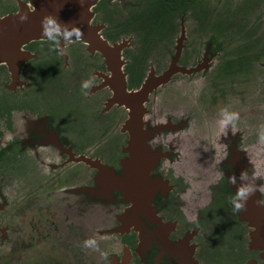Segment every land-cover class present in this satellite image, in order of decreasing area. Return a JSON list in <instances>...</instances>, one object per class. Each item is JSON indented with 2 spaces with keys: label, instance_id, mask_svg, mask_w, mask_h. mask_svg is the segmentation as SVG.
Instances as JSON below:
<instances>
[{
  "label": "flooded vegetation",
  "instance_id": "1",
  "mask_svg": "<svg viewBox=\"0 0 264 264\" xmlns=\"http://www.w3.org/2000/svg\"><path fill=\"white\" fill-rule=\"evenodd\" d=\"M11 1L0 17L27 4ZM162 2L90 9L100 37L123 42L124 90L146 82L132 109L109 104L104 60L81 40L63 55L24 44L12 88L0 64V264H264V0H239L240 24ZM223 107L240 114L227 133ZM243 171L256 192L235 213Z\"/></svg>",
  "mask_w": 264,
  "mask_h": 264
},
{
  "label": "water",
  "instance_id": "2",
  "mask_svg": "<svg viewBox=\"0 0 264 264\" xmlns=\"http://www.w3.org/2000/svg\"><path fill=\"white\" fill-rule=\"evenodd\" d=\"M97 0H27V4L19 3L18 10L11 14L0 17V64H4L9 73L8 87L12 88L19 84L18 72L20 65L30 55L21 47L27 42L43 39L41 19L51 14L58 18L59 22L68 27L76 26L83 32L81 42L87 51L98 53L104 60L109 76L104 78L112 91L110 103H116L132 109L130 101L133 95L143 96L148 91L146 82L137 92H126L123 87V76L120 70V50L123 42L108 44L97 32L98 27L90 26V9ZM30 7V8H29ZM33 8L35 9L33 11ZM28 14L26 22H20L18 13ZM182 34V32H181ZM73 39H75L73 37ZM65 42L61 41V46ZM178 52V46L176 48ZM262 237V236H261Z\"/></svg>",
  "mask_w": 264,
  "mask_h": 264
},
{
  "label": "clouds",
  "instance_id": "3",
  "mask_svg": "<svg viewBox=\"0 0 264 264\" xmlns=\"http://www.w3.org/2000/svg\"><path fill=\"white\" fill-rule=\"evenodd\" d=\"M82 2V0H81ZM35 9L33 8V11ZM19 21L20 22H26L28 19V14L26 13H18ZM41 27H42V37L45 38L47 41H50L52 43L53 50L59 52L61 55L64 54V49L61 47V41L66 43L73 42V37L75 40L79 41L83 37V32L79 27L72 26L68 27V25L61 24L57 17L48 14L43 16L41 19ZM94 79V78H93ZM93 80L85 81L82 84V87L85 89H88L92 86ZM219 115L220 119L218 120L219 126L225 130V133H227V130L229 128H235L237 122L240 119V114L238 112L229 111L226 107L219 109ZM262 127V131L260 134V142L264 143V126ZM25 133L26 130V122L24 123L23 129ZM221 177H223V173L220 174ZM241 180H250V183H242L235 192V195L230 200V203L233 206V212L235 213H243L246 210V205L248 199L255 194L256 192V185L252 178L249 177V174L247 171H243L240 174ZM237 181V177L235 175L230 176L228 178V182L230 184L235 185ZM258 204H261V206H264V202H257ZM83 247L85 249H91L92 251H96L100 253V256L104 259H107V253L99 251V247L97 244V240L95 238H88L85 241H83Z\"/></svg>",
  "mask_w": 264,
  "mask_h": 264
},
{
  "label": "rangeland",
  "instance_id": "4",
  "mask_svg": "<svg viewBox=\"0 0 264 264\" xmlns=\"http://www.w3.org/2000/svg\"><path fill=\"white\" fill-rule=\"evenodd\" d=\"M7 0H0V3H5ZM239 0H209V4L212 7V12L210 13V19L216 18L214 20H217L220 17H223L226 14V19L227 20H233L236 23H241L242 21V15L240 16L238 13H234L232 11L233 6L238 2ZM251 1V0H248ZM9 2L11 3L12 1L9 0ZM227 9V11H225ZM247 9H249V7H245L243 6V8L241 7V10L244 12ZM250 17H254L253 13L250 15ZM262 18L264 20V14L262 15ZM219 20V19H218Z\"/></svg>",
  "mask_w": 264,
  "mask_h": 264
},
{
  "label": "trees",
  "instance_id": "5",
  "mask_svg": "<svg viewBox=\"0 0 264 264\" xmlns=\"http://www.w3.org/2000/svg\"><path fill=\"white\" fill-rule=\"evenodd\" d=\"M205 3H206V7L208 9L211 8L210 11H208L209 13H211L213 10H212V7L209 4V0H207V2H206V0H163V2L161 4H167V5H169L170 8H171L172 4H177V6L180 7V10H183L184 11L185 9L189 8L191 5H194L195 6L196 4H197L196 9H199L200 7H204L203 5H205ZM241 5H242V8H243V6L246 7L245 2L243 4H241ZM240 8H241V6H240ZM225 11H227V9ZM232 11L234 13H237V7L233 8ZM116 13L117 14L120 13L119 9L116 11ZM214 19H216V18H213L212 20H214ZM218 19L219 20L220 19L221 20H227L226 19V14L223 17H220ZM35 45L40 48L43 45V42H36ZM29 47H30L29 45L26 46V48H29ZM52 68H54V67H52ZM55 70H56V68H54L53 70H45L46 71L45 73L44 72H38V75L40 77H45L48 74H50L49 72H52V74H54V76H55V74H56V71ZM37 82H40V80L37 79Z\"/></svg>",
  "mask_w": 264,
  "mask_h": 264
}]
</instances>
